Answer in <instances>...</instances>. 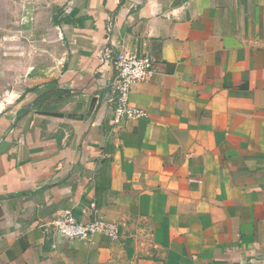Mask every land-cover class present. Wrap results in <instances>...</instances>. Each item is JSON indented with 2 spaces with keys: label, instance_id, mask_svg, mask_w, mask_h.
Instances as JSON below:
<instances>
[{
  "label": "crops",
  "instance_id": "0c3cea01",
  "mask_svg": "<svg viewBox=\"0 0 264 264\" xmlns=\"http://www.w3.org/2000/svg\"><path fill=\"white\" fill-rule=\"evenodd\" d=\"M0 264H264V0H0Z\"/></svg>",
  "mask_w": 264,
  "mask_h": 264
},
{
  "label": "built area",
  "instance_id": "2783aa9c",
  "mask_svg": "<svg viewBox=\"0 0 264 264\" xmlns=\"http://www.w3.org/2000/svg\"><path fill=\"white\" fill-rule=\"evenodd\" d=\"M112 68L113 77L108 101L111 103L114 123L147 116L146 110L130 102L129 95L137 81L147 80L153 75L154 59L148 55L130 53L113 60ZM44 228H51L71 240H87L96 233L110 239L119 235V228L115 223L101 218L83 222L68 208L57 211L52 219L44 224Z\"/></svg>",
  "mask_w": 264,
  "mask_h": 264
}]
</instances>
